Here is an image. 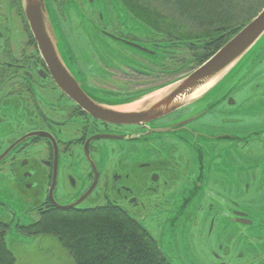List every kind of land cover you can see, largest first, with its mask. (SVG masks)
<instances>
[{
    "label": "flooded vegetation",
    "instance_id": "flooded-vegetation-1",
    "mask_svg": "<svg viewBox=\"0 0 264 264\" xmlns=\"http://www.w3.org/2000/svg\"><path fill=\"white\" fill-rule=\"evenodd\" d=\"M90 1L47 0L46 6L59 60L89 97L131 102L201 63L199 48L209 41L171 34L168 19L157 20L153 6ZM138 24L149 35L138 36ZM44 53L22 0H0V174L16 193L37 201L31 212L39 218L60 210L53 202L73 205L63 211L112 206L156 242L165 240L171 216L172 228L188 232L195 251L207 250L206 258L197 254L201 264H264V171L250 181L235 171L227 179L224 171L229 155L245 157L263 143L244 138L243 121L230 132L240 123L230 114L252 101L254 81L244 77L213 105L143 104L131 109L146 112L143 119L114 123L63 92ZM26 225L16 227L21 232Z\"/></svg>",
    "mask_w": 264,
    "mask_h": 264
},
{
    "label": "rangeland",
    "instance_id": "rangeland-1",
    "mask_svg": "<svg viewBox=\"0 0 264 264\" xmlns=\"http://www.w3.org/2000/svg\"><path fill=\"white\" fill-rule=\"evenodd\" d=\"M111 1L115 3L114 0ZM90 2L91 4H98L100 0H93ZM154 14L157 20L168 18L167 14L173 16L171 11H164L162 8H158ZM150 20H153V16ZM168 22L169 26L167 28L173 30V32H171L173 35L184 34V32L191 33L188 37H190V39H199L196 43L214 40V38H212L213 36L205 37L207 33H210V30H203L199 28L201 26L197 28L177 17L168 18ZM137 26L139 28V32L137 33L138 36L144 37L149 35L145 27H141L140 31V24ZM226 37V34L220 35L218 42L208 45L205 48H199V62L205 61L212 55L218 48L217 43H219L221 39L224 40ZM191 53L186 52L185 56L191 55ZM244 77L256 83L254 88L250 87L248 91L247 99H252V101L247 107H241L238 110L232 111L230 115H236L240 123L236 126H231L230 132L237 130L241 121H243L244 124L241 129H244V132L241 134L244 138L250 136L257 137V141H263V143L257 152H251V154L245 157L233 159L232 156L229 155L230 164L224 171L227 179H232V171H235V174L242 180L250 181L251 178L258 177L259 170L264 171V96L255 97L264 91V34L254 43L246 54L225 73L221 83L222 86H224L223 90L226 91V95L228 92L235 91ZM174 78L175 79L172 81L163 84V86L178 80L180 77ZM245 83L246 81L241 85ZM163 88L164 87L158 88L153 94H151V92L150 99L156 98L165 91L167 87ZM245 95L246 91L244 93V96ZM212 96L213 100L211 105L222 99L221 97L225 96V93H221L220 96L212 94ZM111 100L116 101L118 99L112 98ZM202 104L203 103H198L199 106ZM139 105H141V102L130 106L138 107ZM215 172H218L217 168ZM248 173L251 174L246 177ZM4 176L0 174V219L9 222L5 234V241L15 257L16 264H75L71 254L63 247L54 234L40 233L37 235H26L18 231L16 227L18 221L22 224H30L37 220L38 216L36 213L30 211L36 205L35 203L37 201L33 203L26 192L16 193L13 190L14 188H12V182L9 177ZM7 207L8 209H6ZM252 211L255 212V208H253ZM166 222L170 229L165 231V240L159 242V245L169 262L172 264H201L198 256L206 258L207 250L196 248L195 251L188 243V232H181L180 230H175L176 228H172L173 221L171 216L167 217ZM162 227L163 230H165L166 224H163ZM250 228L253 229V226L251 225L249 230ZM247 246H250V249L253 248L252 244L247 243Z\"/></svg>",
    "mask_w": 264,
    "mask_h": 264
},
{
    "label": "trees",
    "instance_id": "trees-1",
    "mask_svg": "<svg viewBox=\"0 0 264 264\" xmlns=\"http://www.w3.org/2000/svg\"><path fill=\"white\" fill-rule=\"evenodd\" d=\"M140 1L153 9L171 11L173 18L210 30L205 37L213 36L214 40L206 47L226 34L217 43L218 48L264 6V0ZM8 226V221L0 219V264H16L5 241ZM21 228L26 235L54 234L75 264H169L159 242L132 216L127 217L112 206L74 211L54 209Z\"/></svg>",
    "mask_w": 264,
    "mask_h": 264
},
{
    "label": "water",
    "instance_id": "water-1",
    "mask_svg": "<svg viewBox=\"0 0 264 264\" xmlns=\"http://www.w3.org/2000/svg\"><path fill=\"white\" fill-rule=\"evenodd\" d=\"M23 10L39 46L51 60L56 82L59 87L84 109L91 111L99 119L114 123H136L143 119L146 112L131 110L143 104L151 108H173L174 106L208 100L212 102L213 95L225 93L222 79L225 73L258 41L264 34V7L232 37H230L214 54L204 61L194 71L164 87L160 95L150 99V93L131 102L109 103L101 99L89 97L79 84L68 75L59 60L56 37L46 9L47 0H22ZM48 36H50L48 38ZM55 37V38H53ZM59 78V79H57ZM163 88V89H164ZM162 90V89H161ZM160 91V90H159ZM155 92H152L153 94ZM224 97V96H223ZM221 97V98H223ZM219 101V100H218ZM141 102L138 107L135 103ZM207 102V101H205ZM211 104V103H209ZM209 106V105H208ZM53 204L60 210L70 209L73 205Z\"/></svg>",
    "mask_w": 264,
    "mask_h": 264
}]
</instances>
